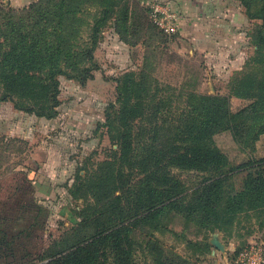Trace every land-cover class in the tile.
I'll use <instances>...</instances> for the list:
<instances>
[{
	"label": "trees",
	"instance_id": "16d2710c",
	"mask_svg": "<svg viewBox=\"0 0 264 264\" xmlns=\"http://www.w3.org/2000/svg\"><path fill=\"white\" fill-rule=\"evenodd\" d=\"M238 1L246 16L260 23L251 33L256 50L245 64L250 68L235 77L231 92L252 101L232 112L226 96L191 94L181 113H175L171 97L158 96L157 88L150 94L151 82L146 83V76L123 74L118 109L113 113L103 110L117 149L94 169L78 175L69 190L75 200L83 192L82 207L74 210L80 221L31 259L36 222L18 230L13 223V231L3 223L8 213L19 212L21 207L29 218L36 219L33 207L40 211L41 206L31 189L13 188L9 205L0 209V258L7 252L13 258H6L4 264H141L135 256L139 244L135 234L140 229L149 233L141 246L151 258L150 264H197L166 250L154 237L156 232L176 234L166 223L169 214L214 230L232 226L240 213L264 207V202L244 207L234 201L230 178L239 166L230 167L214 140L216 134L228 131L244 150L264 133V0ZM122 2L38 0L22 9L26 14L17 20L9 14L15 12L11 6L4 14L0 8L1 19L6 21L0 27V102H11L14 109L38 117L56 118L59 76L83 83L92 77L97 69L93 52L101 30ZM92 6L96 11L90 14ZM150 12L148 7L149 21L158 28L150 20ZM91 15L94 22L89 24ZM127 21V12L121 11L117 28H128ZM179 21L180 16L178 32ZM87 26L89 38L80 41ZM173 169L202 172L206 177L188 188ZM30 180L24 177V182ZM24 199L28 203L21 205ZM20 251L22 257L18 258L15 254Z\"/></svg>",
	"mask_w": 264,
	"mask_h": 264
},
{
	"label": "rangeland",
	"instance_id": "374dc122",
	"mask_svg": "<svg viewBox=\"0 0 264 264\" xmlns=\"http://www.w3.org/2000/svg\"><path fill=\"white\" fill-rule=\"evenodd\" d=\"M9 1L0 0V8L4 9V14L11 6L15 12L9 14L15 20L26 14L22 9L38 2L28 0L23 6H15L9 5ZM210 1L211 9L204 18L210 29V44L190 43L182 39L179 32L165 35L150 23L148 7L169 4L180 16L186 3L123 0L101 30L93 52L97 69L92 71V77L83 83L59 76L60 104L56 118L38 117L14 109L11 102H0V209L9 205L13 188L31 189L41 206L38 211L31 205L37 212L36 219L29 218L28 212L21 207L19 212L8 213L3 226L12 230L16 223L18 230L36 222L35 230L37 227L38 230L30 246L31 259L80 221L74 210L82 207L84 195L80 192L79 199L72 198L69 190L73 182L117 149V144L110 139L103 110L113 113L118 109V84L123 74L135 72L139 78L146 76V83L151 82L150 94L157 88L160 90L158 96L171 97V111L175 113H181L191 94L226 96L232 112L240 111L252 101L233 95L231 87L235 77L250 68L245 64L254 57L256 50L251 33L260 20L249 19L238 0ZM92 7L90 14L96 11V7ZM121 11L128 15L126 29L122 25L117 28ZM87 19L89 24L94 22L92 15ZM4 23L6 21L0 16V27H4ZM88 33L87 26L79 36L80 41L89 38ZM214 140L226 155L230 167L239 166L230 178L234 201L244 207L264 202V162L260 161L264 158V133L255 140L253 147L244 150L228 131L216 134ZM173 172L188 188L198 185L206 177L202 172L178 169ZM26 175L31 179L30 183L24 182ZM20 203L23 205L28 201L24 199ZM166 223L176 234L156 232L154 237L166 250H173L191 262L259 264L264 257V207L240 213L226 229H201L195 223H186L176 213L169 214ZM147 232L140 229L135 234L139 241L135 256L141 264L151 263L148 252L141 246L149 238ZM215 240L221 248L214 244ZM15 255L22 257L21 251ZM8 257L7 252L0 258V264Z\"/></svg>",
	"mask_w": 264,
	"mask_h": 264
},
{
	"label": "crops",
	"instance_id": "0c3cea01",
	"mask_svg": "<svg viewBox=\"0 0 264 264\" xmlns=\"http://www.w3.org/2000/svg\"><path fill=\"white\" fill-rule=\"evenodd\" d=\"M181 3H186L185 10H182L179 21V33L182 39L190 43L201 44L205 46L210 44L211 39L208 35L210 33L209 26L206 24L204 18L211 9L210 0H178ZM28 0H13V5L23 6ZM214 3V1H213ZM216 7L214 6V9ZM186 13V14H184ZM210 14V13H209ZM207 41V42H206ZM6 103V102H5Z\"/></svg>",
	"mask_w": 264,
	"mask_h": 264
},
{
	"label": "built area",
	"instance_id": "2783aa9c",
	"mask_svg": "<svg viewBox=\"0 0 264 264\" xmlns=\"http://www.w3.org/2000/svg\"><path fill=\"white\" fill-rule=\"evenodd\" d=\"M178 13L169 4H155L151 7L150 20L165 34L173 35L177 29ZM259 264H264V257Z\"/></svg>",
	"mask_w": 264,
	"mask_h": 264
},
{
	"label": "water",
	"instance_id": "95a60500",
	"mask_svg": "<svg viewBox=\"0 0 264 264\" xmlns=\"http://www.w3.org/2000/svg\"><path fill=\"white\" fill-rule=\"evenodd\" d=\"M214 244H215L217 247H219V248L222 247L221 244H220L217 240L214 241Z\"/></svg>",
	"mask_w": 264,
	"mask_h": 264
}]
</instances>
